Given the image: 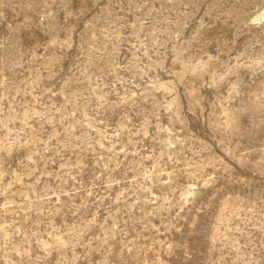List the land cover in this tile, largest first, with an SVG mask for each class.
I'll list each match as a JSON object with an SVG mask.
<instances>
[{
  "label": "rangeland",
  "instance_id": "1",
  "mask_svg": "<svg viewBox=\"0 0 264 264\" xmlns=\"http://www.w3.org/2000/svg\"><path fill=\"white\" fill-rule=\"evenodd\" d=\"M0 264H264V0H0Z\"/></svg>",
  "mask_w": 264,
  "mask_h": 264
}]
</instances>
